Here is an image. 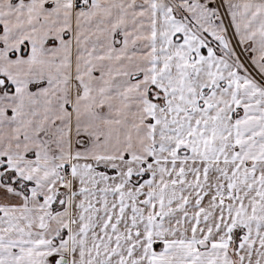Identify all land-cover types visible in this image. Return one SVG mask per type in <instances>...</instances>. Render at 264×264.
Wrapping results in <instances>:
<instances>
[{
  "label": "snow or ice",
  "instance_id": "obj_1",
  "mask_svg": "<svg viewBox=\"0 0 264 264\" xmlns=\"http://www.w3.org/2000/svg\"><path fill=\"white\" fill-rule=\"evenodd\" d=\"M0 264H264V0H0Z\"/></svg>",
  "mask_w": 264,
  "mask_h": 264
}]
</instances>
